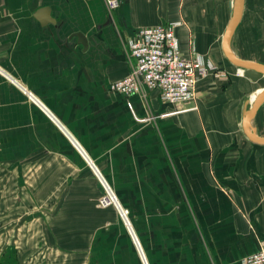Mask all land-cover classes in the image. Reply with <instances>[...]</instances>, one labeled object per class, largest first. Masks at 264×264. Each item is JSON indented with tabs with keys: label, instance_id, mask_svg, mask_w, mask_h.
I'll return each mask as SVG.
<instances>
[{
	"label": "crops",
	"instance_id": "crops-1",
	"mask_svg": "<svg viewBox=\"0 0 264 264\" xmlns=\"http://www.w3.org/2000/svg\"><path fill=\"white\" fill-rule=\"evenodd\" d=\"M117 1L109 12L106 0H0V257L20 243L13 232L36 237L41 230L46 168L82 170L86 160L121 198L149 206L152 264L157 257L163 264H242L264 241V145L246 138L239 114L264 89V76L250 81L222 53L232 0ZM44 8L55 24H41ZM170 22L181 23L184 57L229 79H201L194 98L178 106L157 91L110 92L133 65L126 41L139 28ZM231 48L264 65L239 56L232 41ZM249 127L264 137V104ZM28 233L20 264L32 252Z\"/></svg>",
	"mask_w": 264,
	"mask_h": 264
},
{
	"label": "rangeland",
	"instance_id": "rangeland-1",
	"mask_svg": "<svg viewBox=\"0 0 264 264\" xmlns=\"http://www.w3.org/2000/svg\"><path fill=\"white\" fill-rule=\"evenodd\" d=\"M244 6L243 18L233 35L232 47L239 56L264 63V0H246ZM177 23L178 28L181 23ZM125 48L126 62L130 65L133 61L129 55V40L126 41ZM217 69L216 74H211L215 76L214 78L229 79L228 72L219 67ZM262 85L264 86V81ZM80 153L78 152L84 159ZM33 157L36 159L37 155ZM84 162L85 167L82 170L63 165L46 168V195L40 204L41 208L44 207L46 214H42L40 218L41 230L35 232L36 237L33 236L32 231L29 233L13 232V236L10 231L9 235L13 237V240L19 239L20 243L17 248L20 249H17L16 245L11 246L12 248L7 247L6 252L1 254L0 264H20L17 255L21 252L22 237L25 242L27 233L31 239L29 245L32 252L27 259L28 263L25 264H69L70 257L75 256H77V261L71 263L152 264L149 254V244L151 245L149 206L141 208L133 195L131 200L121 198L115 184L102 177L111 188L119 206L127 212L131 233L142 251L143 263L116 209L112 206L100 207L99 199L102 196V188L90 165L86 160ZM92 162L93 165L94 162ZM6 174L10 175V172L7 171ZM12 189L17 188L13 186ZM124 234L129 244L123 242ZM116 242L118 245L115 248L113 244ZM133 253L137 257V263H134L132 259ZM121 259L124 261H120ZM156 261L158 264H163L158 257Z\"/></svg>",
	"mask_w": 264,
	"mask_h": 264
},
{
	"label": "built area",
	"instance_id": "built-area-1",
	"mask_svg": "<svg viewBox=\"0 0 264 264\" xmlns=\"http://www.w3.org/2000/svg\"><path fill=\"white\" fill-rule=\"evenodd\" d=\"M105 3L109 12H114L119 5L117 0H106ZM177 26V22H170L137 29L129 40V55L133 65L126 76L111 82L108 90L125 97L142 96L144 89L157 91L164 103L173 106L191 101L195 96L198 82L211 74H216L218 69L214 65L204 64L198 58L183 56L176 34ZM27 96L30 101L37 103L30 94ZM87 163L89 164L88 161ZM90 167L96 175L97 169L92 164ZM96 177L102 187L100 207L112 206L116 209L144 263L142 251L131 233L127 212L119 206L108 184L97 175ZM242 264H264V241L260 243L256 252L242 260Z\"/></svg>",
	"mask_w": 264,
	"mask_h": 264
},
{
	"label": "water",
	"instance_id": "water-1",
	"mask_svg": "<svg viewBox=\"0 0 264 264\" xmlns=\"http://www.w3.org/2000/svg\"><path fill=\"white\" fill-rule=\"evenodd\" d=\"M244 3L245 0H232L231 16L222 35L221 50L224 57L231 65L244 71L245 78L252 82H256L264 76V65L238 57L231 48L233 35L242 19ZM37 15L42 16L40 19L42 25L45 26L48 24H55V20H53L49 15L48 8L40 10ZM72 37H75L77 39V43L84 49L87 48V41L81 33L73 34ZM263 104L264 89L256 96L250 108L245 109L239 114V120H241L242 130L246 138L250 142L260 145H264V137H260L255 132H253L249 127V122Z\"/></svg>",
	"mask_w": 264,
	"mask_h": 264
},
{
	"label": "bare ground",
	"instance_id": "bare-ground-1",
	"mask_svg": "<svg viewBox=\"0 0 264 264\" xmlns=\"http://www.w3.org/2000/svg\"><path fill=\"white\" fill-rule=\"evenodd\" d=\"M237 69H239V68H237ZM239 72H243V74H244V71L242 70V69H239ZM251 100H253V98L251 99ZM90 164V163H89ZM99 173V172H98ZM97 172H96V175L99 177V178H102L101 176H100V174H98ZM102 188V187H101Z\"/></svg>",
	"mask_w": 264,
	"mask_h": 264
}]
</instances>
